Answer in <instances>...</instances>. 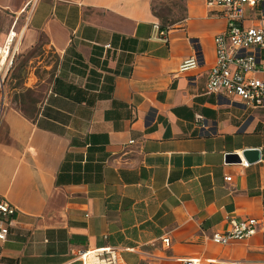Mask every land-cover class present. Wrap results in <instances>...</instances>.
Masks as SVG:
<instances>
[{
    "label": "crops",
    "instance_id": "1",
    "mask_svg": "<svg viewBox=\"0 0 264 264\" xmlns=\"http://www.w3.org/2000/svg\"><path fill=\"white\" fill-rule=\"evenodd\" d=\"M181 13L162 23L154 0H0V68L12 47L27 58L0 69V202L16 208L0 264H88L83 251L264 264L263 225L211 239L230 219L264 220V110L206 93L222 7L184 0Z\"/></svg>",
    "mask_w": 264,
    "mask_h": 264
},
{
    "label": "built area",
    "instance_id": "2",
    "mask_svg": "<svg viewBox=\"0 0 264 264\" xmlns=\"http://www.w3.org/2000/svg\"><path fill=\"white\" fill-rule=\"evenodd\" d=\"M206 4L208 7L221 6L226 19L225 28L214 36L215 61L207 73L206 93L220 94L231 103H238L244 108L264 110V59L261 54L264 50V0H206ZM10 61H8V67ZM4 65L7 66V64ZM195 65L196 60L191 57L183 62L180 69L183 70ZM2 81L3 79L0 77V89ZM195 119L199 121L201 116L196 114ZM133 142L134 140L129 141V143ZM262 162L264 163V161ZM240 163L245 167L249 166V163L243 159L240 160ZM225 179L229 181L231 177L227 176ZM15 212L14 206L5 201L0 202V217L2 219L0 220V240L2 241L7 238L13 222L12 216ZM258 225L264 227V220L251 217L240 220L230 219L229 228L224 232L213 233L211 239L216 244L226 245L232 240H241L252 236L256 233ZM161 241L164 246H168L170 238L165 236ZM103 252L105 251H101V254ZM86 253L89 252L83 251L80 256L84 259ZM93 253L97 258L100 256V252ZM100 262L103 264L117 263L112 251L109 257ZM153 264L256 263L245 259L209 258L198 260L183 257L177 258L173 262H156Z\"/></svg>",
    "mask_w": 264,
    "mask_h": 264
},
{
    "label": "rangeland",
    "instance_id": "3",
    "mask_svg": "<svg viewBox=\"0 0 264 264\" xmlns=\"http://www.w3.org/2000/svg\"><path fill=\"white\" fill-rule=\"evenodd\" d=\"M183 2L184 0H154L155 13L160 17L162 23L173 22L177 20L179 16L182 14L181 12L183 7ZM16 38L17 37H15L13 42L14 45ZM261 54H262V58L264 59V50H262ZM8 61L11 62L9 67L14 68V71L12 72V74H14L19 67L24 65L23 64L24 61L26 63L27 58L22 57V55L15 54V48L12 47L11 52L9 53V56L7 58V62L5 63L7 64V66H8ZM36 61L37 59L32 60L33 63L30 64L29 66L34 65ZM5 66L6 65H4L1 68L2 71H4ZM138 264H142V263H138Z\"/></svg>",
    "mask_w": 264,
    "mask_h": 264
},
{
    "label": "bare ground",
    "instance_id": "4",
    "mask_svg": "<svg viewBox=\"0 0 264 264\" xmlns=\"http://www.w3.org/2000/svg\"><path fill=\"white\" fill-rule=\"evenodd\" d=\"M0 51H2V52H0V58H1L3 56V53H4V47H3V50H2V47H0ZM84 256H85V258H88V264H103V262H100V261H99V263H97L98 259L94 255L93 252L92 253H86ZM89 257H93L94 260L89 259Z\"/></svg>",
    "mask_w": 264,
    "mask_h": 264
},
{
    "label": "water",
    "instance_id": "5",
    "mask_svg": "<svg viewBox=\"0 0 264 264\" xmlns=\"http://www.w3.org/2000/svg\"><path fill=\"white\" fill-rule=\"evenodd\" d=\"M251 153H257V150L256 149H246L243 151V155L246 158H248ZM227 158L230 160H238L237 156L234 154H228ZM257 159H258V157H257Z\"/></svg>",
    "mask_w": 264,
    "mask_h": 264
}]
</instances>
